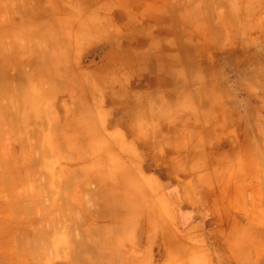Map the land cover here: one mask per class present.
<instances>
[{"label": "rangeland", "instance_id": "374dc122", "mask_svg": "<svg viewBox=\"0 0 264 264\" xmlns=\"http://www.w3.org/2000/svg\"><path fill=\"white\" fill-rule=\"evenodd\" d=\"M134 14L149 34L118 32L78 62L65 41L46 50L25 29L16 56L0 51V264H135L145 226L171 230L191 187L193 236L178 234L193 240L196 264H264V0H145ZM116 45L133 49L117 56V82L139 104L105 92L103 67L85 71ZM223 81L228 105L212 106ZM183 92L193 96V121ZM103 98L120 144L81 120ZM192 123L193 167H175L178 130Z\"/></svg>", "mask_w": 264, "mask_h": 264}, {"label": "crops", "instance_id": "0c3cea01", "mask_svg": "<svg viewBox=\"0 0 264 264\" xmlns=\"http://www.w3.org/2000/svg\"><path fill=\"white\" fill-rule=\"evenodd\" d=\"M144 1L145 0H0V51L3 52V59L9 58L11 54L16 56L19 53L18 35L20 29H25L30 32L29 40L39 39L41 41H46L47 43L49 42L46 46V50L48 49V45L53 49L52 46L54 39L61 40L62 42L65 41L67 43L66 45H69L72 48L71 54L78 62L81 59V56H87L88 49L94 45L104 41H111V39H118V32L125 31V33L127 32L128 34L131 32L144 34L148 32L146 31V27L143 26L144 24L142 21H139V19L137 22L134 21L135 2H138L141 7H144ZM60 3L62 4V7H60ZM119 12L122 13L121 19H117L116 16ZM25 25L28 27H23ZM135 25L139 27H135ZM153 42L154 37L150 36L149 45L150 43L152 45ZM119 52L120 54L123 53L127 58L131 57L134 53L132 48L125 47L124 49L119 50V47L116 45L113 54L108 60L103 64L85 69V71H98L103 67L104 73L110 74L109 82L104 88L105 92L107 93L113 88L116 90L119 89V93L124 95L127 101L131 100L133 105L139 104L137 99L133 97V92H131L129 86L123 82H117L118 69L116 60ZM52 53L53 52L50 54ZM67 53V55H69V52ZM106 66H108V69ZM35 73H38L37 65L35 66ZM93 84H96L95 79ZM208 84L209 87L210 85L213 87L210 82H208ZM228 87V83L223 81L221 86V93L223 95L220 99L213 98L210 102L212 106L228 105L226 97L224 96V92L227 91V94L229 93ZM83 100H85V103L90 102L89 98L86 97L83 98ZM96 103L97 109H89L88 112L84 113L83 117L81 116V120L85 122H94L97 126L98 133H103L104 131L105 133L106 131L108 133L110 132L114 136L115 142L120 144L123 141L122 131L117 127H109L110 119L115 117V114L111 113L112 108L110 103H108L105 98L102 100H96ZM182 103L185 106V112H187L185 117H187V119L191 118L193 121V96L189 95L188 97L187 92H183V100L181 99V104ZM209 115H211V113H209ZM135 117L136 119L142 120L144 115L143 113H140ZM62 120L64 119L62 118ZM211 120H214V118H211ZM211 122L213 124L214 121ZM217 123L218 122H216V126L219 125ZM184 126L178 130L180 132L179 136L181 137V142L177 144V152H175L174 155V158L176 159L174 166L192 168L193 123L189 124V128ZM186 131L189 133L188 137L184 135ZM175 133L177 132H173L174 136ZM141 135H149L148 132L147 134L143 133V126L141 127ZM182 142H184L185 145H182ZM172 147L174 148V146H171V148ZM236 163L237 161L233 162L234 168H237ZM189 179L190 180H186L185 183L192 185L193 179ZM132 182L133 180L129 183ZM135 182L136 184L138 183V186L142 185V179L140 177H138ZM126 184H128V182ZM178 185L177 190L179 191V188L181 190L182 182H179ZM190 190L189 197L185 198V201H187L185 209L187 211L185 210V213H180L176 216L175 210L173 209L170 214L171 218H175L176 216L175 224L171 226V230L166 231L164 226H162L156 230L150 231V228L145 226L143 240L141 241V247L139 248L141 256L139 259L135 260V264H196V260L193 258V240H189L187 244H184L182 242V237L178 234L183 230L188 237L193 236L192 228L191 231H188L187 228L193 225V204L199 202V196H196V194L193 193L192 187ZM181 191H183V188ZM173 195L176 196V193H173ZM248 195H250L249 202L251 203L248 215H251L255 219L257 217L254 209L256 197L253 192L251 194L249 192ZM179 196L181 202L182 197L180 194ZM182 214L187 217L184 218L187 222H185V225L179 227L176 225L177 217L179 215L180 219ZM150 232L151 236L149 235ZM167 232L170 233L168 236H166ZM153 233L157 234V240H154ZM157 250L158 253H161L158 258L156 257ZM210 262L211 261L207 258L202 264H211ZM234 262L235 264H241L237 261Z\"/></svg>", "mask_w": 264, "mask_h": 264}]
</instances>
